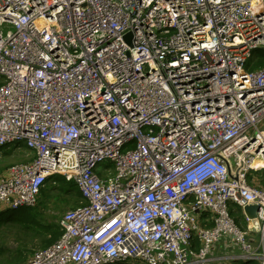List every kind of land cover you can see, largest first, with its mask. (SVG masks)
<instances>
[{"label":"built area","instance_id":"2783aa9c","mask_svg":"<svg viewBox=\"0 0 264 264\" xmlns=\"http://www.w3.org/2000/svg\"><path fill=\"white\" fill-rule=\"evenodd\" d=\"M260 48L264 0H0V212L84 201L24 264H264Z\"/></svg>","mask_w":264,"mask_h":264},{"label":"rangeland","instance_id":"374dc122","mask_svg":"<svg viewBox=\"0 0 264 264\" xmlns=\"http://www.w3.org/2000/svg\"><path fill=\"white\" fill-rule=\"evenodd\" d=\"M264 55V48H260L254 51V57L259 59ZM259 128H264V119L259 123ZM32 153L30 150L25 147L23 144H11L8 147L0 149V174L4 172V170L16 163L27 162L31 159ZM107 163H103L105 165ZM256 177L259 178V172H255ZM57 178L60 176L53 175L52 178ZM53 180V179H52ZM258 186L264 188L262 183H257ZM60 184L56 181H52L48 183L45 188L47 190L46 194L41 195L39 199H42V204L36 207V210L42 216L41 223L43 225L47 224H57L58 218L61 214L67 209L71 208V206H75L78 204H82L84 201L77 198L74 194L69 192V188H66L68 191L64 192L59 189ZM73 191L76 192L77 195L81 196V192L77 187L73 185ZM38 204V203H37ZM228 208L236 219L237 224L244 228L245 221L242 209L233 202H228ZM26 209H30V207L21 208L20 212L26 211ZM19 210V209H18ZM22 223L19 226H11L9 223H4L2 229L0 230V242L5 246L14 249L16 247H21L26 250L27 259L30 255L40 248L42 244V240L48 236L46 232H40V228L34 226L32 228L24 229ZM51 242L50 240L45 241V244ZM26 259V261H27ZM26 261L22 262L24 264Z\"/></svg>","mask_w":264,"mask_h":264},{"label":"trees","instance_id":"16d2710c","mask_svg":"<svg viewBox=\"0 0 264 264\" xmlns=\"http://www.w3.org/2000/svg\"><path fill=\"white\" fill-rule=\"evenodd\" d=\"M253 66L254 67L264 66V55L260 57L259 59L254 60ZM259 179H260L259 182L264 185V171L263 173L259 172ZM52 181L58 182L60 184L59 189H61L64 192L68 191L66 188H69V192L71 194H74L77 198L80 199V195H77L76 192L73 191L74 184L72 182L66 181L62 177H57V178L50 177L46 181L44 187L41 189L40 191L41 195L46 194L47 190L45 186ZM40 194H39V197H40ZM39 197L37 200L38 204L36 203V205H34L33 207H30V209H26V211L24 212H20L21 211L20 209L14 210V211H1L0 212V230L2 229V226L4 223H9L11 226H19L20 223H22V226H25L23 227L24 229H27V228L33 229L34 226H37L38 228H40V232L48 233V236L42 240V244L40 245V248H44V247L51 245L53 242H55L60 237L61 230L59 226H57L55 223L54 224L50 223L47 225H43L41 223L42 216L36 210V207L42 204V199H39ZM75 206H71V207H75ZM47 240H50L51 242L45 244V241ZM26 253L27 252L24 248L16 247L14 249H11L0 242V264H21L27 259ZM234 264H251V263L239 261Z\"/></svg>","mask_w":264,"mask_h":264},{"label":"water","instance_id":"95a60500","mask_svg":"<svg viewBox=\"0 0 264 264\" xmlns=\"http://www.w3.org/2000/svg\"><path fill=\"white\" fill-rule=\"evenodd\" d=\"M130 36V34L126 35V38ZM246 214L249 216V217H255L256 215V210H257V207L255 205H248L244 208ZM252 231H255L256 229L255 228H250Z\"/></svg>","mask_w":264,"mask_h":264},{"label":"bare ground","instance_id":"6f19581e","mask_svg":"<svg viewBox=\"0 0 264 264\" xmlns=\"http://www.w3.org/2000/svg\"><path fill=\"white\" fill-rule=\"evenodd\" d=\"M43 187H44V186H43ZM43 187H42V188H43ZM42 188H41V189H42ZM21 208H23V207H21ZM21 208H19V209H21Z\"/></svg>","mask_w":264,"mask_h":264},{"label":"crops","instance_id":"0c3cea01","mask_svg":"<svg viewBox=\"0 0 264 264\" xmlns=\"http://www.w3.org/2000/svg\"><path fill=\"white\" fill-rule=\"evenodd\" d=\"M30 152L32 153V155H33V152L30 150Z\"/></svg>","mask_w":264,"mask_h":264}]
</instances>
